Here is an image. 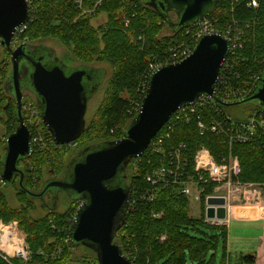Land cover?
<instances>
[{"label":"trees","instance_id":"trees-1","mask_svg":"<svg viewBox=\"0 0 264 264\" xmlns=\"http://www.w3.org/2000/svg\"><path fill=\"white\" fill-rule=\"evenodd\" d=\"M96 2L97 0H83L82 7L91 9ZM218 2V6L206 19L221 35L227 29L231 30L229 34L231 37L236 33L241 44V48L237 49L235 58L230 62V68L225 74V84L230 88L247 89L249 92L264 71V0L259 2L258 7H253L251 0H218ZM100 6L96 14L106 12L108 21L105 28H100V34H97L90 28V18L82 14L71 0H32L25 28L20 33L19 43H30V39L41 42L46 37L56 39L72 48L73 58L80 64L87 65L97 61L113 67L109 80L111 96L103 124L105 135H110L124 121L125 114L132 105L131 101L137 94V79H140V76H147L150 62L158 63L164 57V61L160 62L164 64L171 49H176L178 44L195 45L196 39L192 37L191 26L172 33L161 18L141 0H102ZM119 6L124 7L123 13L128 23L126 28L119 17L121 9ZM187 29L191 31L186 35ZM162 30H167L169 36L164 38L159 36ZM143 34L146 35V48L142 51L139 49L138 38ZM130 37L133 42L130 41ZM3 53L0 70L2 65H9L6 62H10V56L5 49ZM149 53L153 56L148 62L145 58ZM222 72L223 70L220 76ZM10 73L11 70L6 79L0 75V122L4 123L8 130H12L14 125L18 126L16 102L6 90ZM145 84L143 96L148 80ZM124 93L128 94V98L123 97ZM209 104L210 106L198 107L195 116L177 120L172 118L169 122L167 121L143 154L131 159L125 169L126 183L131 193L129 212L116 234L115 241L124 256L128 251L134 255L133 264H215V254L211 253L216 252L220 241L223 243L221 264H264V206L262 203L259 201L252 203L247 213L248 217L263 221L260 245L253 248L250 253H240L231 258L226 246L227 228L208 225L204 222L205 199L214 194L217 184L201 182L202 192L199 198L202 213L200 219H194L189 214L188 198L179 192L178 186L174 185L171 179L166 178L164 183L167 185L157 181L153 184L151 179L155 171L169 164L171 151L180 152L181 158L186 160L181 167L188 174L194 175L196 153L206 150L216 163H221L222 160L227 162L230 158L236 157L240 167L237 180L243 184L256 185L260 189L264 187V133L260 134L256 140L229 145L224 135L210 131L202 132L198 127L199 120L208 123L209 120L220 118H227L232 123H244L253 113L260 110L254 108L248 111L241 121H235L226 114V107L211 101ZM213 105L218 109L217 112L211 108ZM22 113L25 114L23 107ZM168 125H170L169 129ZM42 126L47 134L48 145L54 150H65L69 147L55 145L45 126L43 124ZM125 130L122 131L119 139L124 137ZM90 132H92L91 127L85 126L81 136L73 143L76 145L77 153L72 158L79 155L86 147L102 143L92 141ZM83 139L85 142H82ZM159 140L160 144H158ZM36 147L32 145L30 155L20 160L19 164L32 158V155L36 154L38 148ZM5 151L6 147L4 154ZM53 153L55 154L53 159L44 158L48 163V172H53V176L62 175L63 177L68 164L62 167L64 161L61 157L64 152L53 151ZM45 155L44 157L48 156ZM3 156H0V174ZM37 162L38 171L21 169L24 174L23 184L31 192H40L44 183L53 179H47L40 183V186L34 187L29 174L41 173L39 170L41 162L39 159ZM18 179L19 176L15 178L11 186L17 189L21 207L12 208L0 190V221L3 223L17 221L19 228L26 235L25 243L32 254V264H69L72 259V249L83 247H74L69 237L71 219L75 215L78 204L70 201L72 206L65 212L60 213L57 209L46 211L45 216L34 219L31 213L36 210L33 203L35 199L20 190ZM0 187L3 188L1 180ZM54 225L64 226L63 235L67 239L66 243L64 238L52 229ZM58 246L61 247V251H55V247ZM83 248L92 252L86 247ZM2 261L0 258V264H3Z\"/></svg>","mask_w":264,"mask_h":264},{"label":"water","instance_id":"water-1","mask_svg":"<svg viewBox=\"0 0 264 264\" xmlns=\"http://www.w3.org/2000/svg\"><path fill=\"white\" fill-rule=\"evenodd\" d=\"M141 1L172 33L206 19L219 3L218 0ZM170 13L175 18H171ZM28 14L26 0H0V47L8 52L11 64L6 90L16 102L18 121L15 132L5 141L1 183L11 185L19 176L20 190L42 203L44 196L53 192L54 202L59 192L73 201L82 198L84 203L77 208L70 226L72 245L90 249L97 264H133L114 242L129 212L131 193L125 169L130 160L143 154L179 108L194 104L200 97L212 99L223 107L256 103L264 115V71L245 98L233 103L222 102L215 96L214 89L227 55L228 42L219 34L200 36L192 54L175 64L161 66L150 76L139 112L122 139L86 147L68 162L63 180H47L40 192H31L25 188L24 174L18 166L31 151V134L23 120L22 91L30 90L36 97L39 119L55 145H70L85 128L87 102L103 78L99 70L64 66L52 50L43 46L31 51L21 44L12 49L14 35L27 22ZM25 68L23 81L26 83H23L21 71ZM225 204L223 197H207L205 217L224 219ZM54 205L57 203L49 208L42 207V210L53 211Z\"/></svg>","mask_w":264,"mask_h":264},{"label":"rangeland","instance_id":"rangeland-1","mask_svg":"<svg viewBox=\"0 0 264 264\" xmlns=\"http://www.w3.org/2000/svg\"><path fill=\"white\" fill-rule=\"evenodd\" d=\"M81 4L83 5V0H81ZM97 2H99V5H94L91 9H83V7L79 10H81L82 14H86L90 20H89V25L90 28L93 29L94 32H96L97 34H100V28H105V25L108 21V16L106 12H100L98 14L97 10L101 7V3L102 0H97ZM120 14L119 17L122 20L124 27L126 28L127 26V21L125 20L124 17V7H120ZM78 9V8H77ZM89 12V13H88ZM216 30V29H215ZM217 31V30H216ZM162 38L169 36V32H167V30L160 32L159 33ZM23 37V34L21 35ZM145 34H143L140 38H138V40L140 41V45H139V49L140 50H145L146 48V41H145ZM19 39H20V34L16 35L14 37V41L12 40L10 47L13 49L14 46L19 45ZM130 41L133 42V40L130 37ZM30 44H34V45H40L43 47H46L50 50H52L55 54V56L62 62V64L68 68L71 69H95V70H99V74L100 77L103 78L100 86L96 89L97 91H95V93L90 97V99L87 102V108H86V113H85V126H90L91 127V131L90 132V138L92 139V141H100V142H104V141H114L117 139H119V137H121V133L122 131H124L127 126L130 124V122L135 118V116L138 114V106L139 104H141L140 102L143 99V87L146 85L145 83L148 80V76L149 75H145V76H140V79H137V85H136V90H137V94L134 97V99H132L131 103V107L129 108V110L127 111V113L125 114L124 117V121L121 123L120 127H118L117 130L113 131V134L110 135H105V131L103 128V124L105 121V115H106V109L108 106V102H109V98L111 96V91L109 89V80L111 79L112 73H113V67L110 66L107 63H103V62H97V61H93L87 65L84 64H80L79 61L77 59L73 58V54H72V48H70L69 46L65 45L63 42L61 41H57L56 39H52V38H48L46 37L44 40H41V42H36V41H31V39L29 40ZM8 53V52H7ZM153 56L152 53H149L146 55V60L149 62L151 60V57ZM4 58V53H3V48L0 47V61L3 60ZM164 58V57H163ZM159 60L160 62L164 61V59ZM158 62V63H160ZM154 62H150V64H152ZM6 64L9 65H2V70H0V75L2 76V78L7 77V74L10 72L11 70V64L10 62H6ZM169 65V63L167 64ZM9 71V72H8ZM98 77V76H97ZM4 79V80H5ZM1 81V80H0ZM23 83H26L25 81H23ZM144 85V86H143ZM215 89H216V85H215ZM214 89V93L216 94L217 91ZM123 97L128 98V94L124 93ZM32 98L29 94H24V98H23V105L27 104L28 102H32ZM224 103H233V101H222ZM236 102V101H234ZM34 103V102H33ZM254 108H258V106L256 105V103H248L246 105L243 106H235V107H226L225 108V112L226 114L233 120L235 121H241L246 115L248 111H251ZM23 120L24 123L27 124L26 120H25V114H23ZM28 126V125H27ZM17 125H14V128L12 130H8L6 129V125L2 122H0V156H3L4 154V143L6 141V138L15 132ZM33 129V132L37 135V137L39 138V142L37 143V151L36 154L32 155V158H30L29 160L19 164V168L20 169H25V170H32L33 172L38 171V159L39 162H41V167H40V171L41 173H35V174H29L30 180L33 183L34 187L40 186V183H43L45 180L50 179V178H55L57 180H63L64 177H62V175H57V176H53L52 173H49V167L48 163L45 161V159L47 158H51L53 159L55 157V154L53 153V151L59 152L60 153L63 151L64 154H62L63 161L64 163L62 164V167L65 166L71 159L72 157L77 153L76 151V145L70 144L68 145L69 147L65 150L59 149V150H54L51 146L48 145V138H47V134H45V129L42 126V122L38 123V126L36 124H34L33 126H31ZM87 139H89L88 137H86ZM85 138V139H86ZM85 139L82 140V142H85ZM95 139V140H93ZM41 150V152L39 153V151ZM48 156H46V155ZM44 155L46 157H44ZM45 158V159H44ZM34 161V163H33ZM2 187H0V190L2 191V193L5 195V199L7 200L8 204L12 207V208H20L21 207V202L19 197L17 196V189L15 186H11V185H2ZM226 187V186H225ZM41 188V187H40ZM256 190H258V192H260V194L262 193V204L264 206V187L262 189H258V186L254 187ZM253 188V190H255ZM36 190H38L36 188ZM241 190V189H239ZM239 190H237L234 195L235 198H231L230 199V204L229 207L233 206V205H244L247 206V201H244L243 196L240 197ZM52 195H54V192L51 193ZM223 194L222 191L216 193V195H220ZM59 195V203L57 205H54L52 207V210L57 209L58 212H65L70 206H72L70 204V201L68 200L69 198L65 197V194L62 192H59L57 194V196ZM55 196V195H54ZM189 200V214L192 218L194 219H200L201 218V213H202V204H201V200L198 198L197 199V195L195 190H192L191 194L187 197ZM48 197H47V201H48ZM258 198L256 197L254 200H250L252 201V203L258 201ZM34 205L36 206V210L34 212L31 213L32 218L37 219L40 217H43L46 215V211L42 210L40 208V203H42V201H38L35 200ZM251 203V202H250ZM249 206V205H248ZM230 224H228V239H227V251L230 252V256L231 258H234L236 255L238 256L240 253H250V251L255 248L256 246L260 245V240H261V235L263 232V222L259 219H246V221H239L236 218H232V220L229 222ZM0 224L2 225H6L12 228H16V232L21 235L22 238H24V241L26 242V235L25 233L19 228L17 221H11L9 223H3L2 221H0ZM56 233H58V235L62 236L64 238V243H66L67 239L64 237L63 235V231L64 226L62 225H54L52 228ZM9 231V229H5V231ZM222 241L219 242L218 247L216 252H212L211 254H215V258H216V262L215 264H221V256H222ZM56 248V249H55ZM55 251L59 250L61 251V247H55ZM58 251V252H59ZM227 252V253H228ZM57 253V252H56ZM60 254V253H59ZM72 254V259L69 262V264H97L95 256L92 252L86 250L83 247H79V248H73L71 251ZM53 255H55V253H53ZM2 260V259H1ZM3 264H7L6 262L2 261ZM190 264V263H188Z\"/></svg>","mask_w":264,"mask_h":264},{"label":"built area","instance_id":"built-area-1","mask_svg":"<svg viewBox=\"0 0 264 264\" xmlns=\"http://www.w3.org/2000/svg\"><path fill=\"white\" fill-rule=\"evenodd\" d=\"M26 1L30 8L32 0H26ZM71 1L73 2L76 8L78 9L82 8L81 0H71ZM260 1L261 0H251V5L253 7H258ZM25 25L26 24L21 26L16 31L14 37L23 31ZM191 28L193 32L192 37L196 39V42L198 38L202 35H206V34L221 35L220 33H218V31H216L213 28V26L211 25L208 19L199 21L198 23L192 25ZM191 30L187 29L185 31V34L186 35L189 34ZM230 32L231 30L227 29L225 33L222 34V36H224L228 42V51L224 63L222 65V68L220 70V72L222 70L223 72L221 76L219 73V77L217 80L218 84L216 83L217 87L215 89L217 91L215 96L221 101H225V102L239 101L245 98L250 92V91L248 92L247 89L232 88V87L230 88L225 84V74L227 70L230 68V62L232 61V59L235 58L237 49L241 48L238 35L235 33V35L231 37V35H229ZM235 32H238V34L240 33L239 31H235ZM176 44L178 43L176 42ZM195 46L196 44L195 45L178 44L176 49L170 50L168 58L164 64L162 63L149 64L147 71L148 73L147 75H149L148 80L150 76L161 66L167 65L168 63L175 64L188 57L190 54H192ZM16 47L17 46H14V48ZM210 101L214 102L212 99H209L207 97H200L194 104L179 108L170 117L168 122L172 118L177 120L181 118L186 119L189 118V116H193V115L195 116L198 107H204L206 105L210 106L209 104ZM211 108L215 112L218 111V109L214 105ZM23 110L25 112V120L27 122L26 126L28 125L27 127L30 131V134H32L30 139V146L32 145L36 146L37 143L39 142V138L33 132L31 126H33L34 124L38 126V123H40L41 121L39 119L33 101L24 104ZM226 119L225 118L224 119L220 118L218 120L212 119L209 120L208 123H203L202 121L199 120L198 127L202 132L210 131L212 133L224 135L227 138V142L229 145L247 143L252 140H256L257 138H259L258 136H260V134L264 133V115L261 112L253 113L252 116L244 123H232L229 122L228 119L227 120ZM169 128L170 125H168V129ZM160 143L161 141L159 140L158 144ZM169 160L170 161L167 166H162L159 170L155 171L152 174L151 179L153 181V184L155 183V181H157L158 183L162 182V184L167 185L164 183L166 182V178L171 179L173 181V184L178 186L179 192L186 197H188L191 194L192 190H195L197 199L200 197V194L202 192V189L200 188L201 182L204 184L206 183L217 184V186L214 188V194L211 196L225 198L226 200L225 208L229 207L230 199L235 198L234 193L239 189L241 190H239L238 194L240 195V197L243 196L244 198L243 200L247 201L248 203L247 205L251 206L252 204V201H250L251 199L254 200L256 197L257 198L261 197L260 192H258V190L254 188L256 185L243 184L237 180V177L240 173V167H239L238 159L236 157L230 158L227 162L225 160H222L221 163H216L212 158V156L208 153V151L200 150L196 153L194 159L195 161L194 175L188 174L187 172L184 171V168L181 167V164L183 162H186V160L181 158L179 151L169 152ZM147 180H149V176H147ZM253 188L255 190H253ZM258 189L260 188L258 187ZM220 191H222L223 194L216 195V193ZM74 217L75 215L71 219L72 222L74 221ZM204 222L212 226H221L225 228L228 227L227 218L208 219L205 217ZM0 226L4 228V231L0 230V258L7 264H32V254L27 244L25 243L24 238H22L21 235H19L16 232V228H12L2 224H0ZM5 229H9V231L8 230L5 231ZM7 249L9 251H7ZM125 257L130 262H133L132 260L134 259V255L130 251L127 252ZM14 261H16V263Z\"/></svg>","mask_w":264,"mask_h":264},{"label":"flooded vegetation","instance_id":"flooded-vegetation-1","mask_svg":"<svg viewBox=\"0 0 264 264\" xmlns=\"http://www.w3.org/2000/svg\"><path fill=\"white\" fill-rule=\"evenodd\" d=\"M170 15V17L171 18H175V15L173 14V13H170L169 14ZM21 44H25V43H23V42H20L19 43V45H17V46H20ZM28 48H26V49H29V50H31V51H33V50H37L38 49V47H40V45H34V44H30V43H27V44H25ZM13 49H15V48H13ZM26 75V68L25 69H23L22 71H21V80H22V82H23V80H24V76ZM24 94H29L30 96H31V98H32V100H33V102H34V105H35V108H36V110H37V114L39 113L38 112V109H37V105H36V97L34 96V94L30 91V90H27V89H24L23 91H22V95H23V98H24ZM38 116H39V114H38ZM47 197L49 198L48 199V201H47ZM65 197L66 198H69L66 194H65ZM69 201H73L72 199H68ZM77 204H78V207L80 206V205H82L83 203H84V200L81 198V199H78V200H76L75 201ZM54 203H59V195H58V197H57V199H56V201L54 202V198L51 196V194L50 193H47L45 196H44V202L41 204H39L40 205V207H41V209H42V207H46V208H49V207H51ZM117 234V233H116ZM116 237V236H115ZM114 242H116L115 241V239H114Z\"/></svg>","mask_w":264,"mask_h":264},{"label":"crops","instance_id":"crops-1","mask_svg":"<svg viewBox=\"0 0 264 264\" xmlns=\"http://www.w3.org/2000/svg\"><path fill=\"white\" fill-rule=\"evenodd\" d=\"M260 203H262V193H261V197L257 199ZM250 207V205L248 206H244V205H233L231 207L225 208V218L228 219V224H230L229 222L232 220V218H236L239 221H246V219H259V218H250L248 217L247 213H248V208ZM261 220V219H259ZM262 221V220H261ZM263 222V221H262ZM228 227H227V232H228ZM229 235V232H228Z\"/></svg>","mask_w":264,"mask_h":264},{"label":"bare ground","instance_id":"bare-ground-1","mask_svg":"<svg viewBox=\"0 0 264 264\" xmlns=\"http://www.w3.org/2000/svg\"><path fill=\"white\" fill-rule=\"evenodd\" d=\"M100 3L99 2H96V4L95 5H99ZM28 128V127H27ZM0 230H3L4 231V228H2L1 226H0ZM7 251H9L8 249H7Z\"/></svg>","mask_w":264,"mask_h":264}]
</instances>
